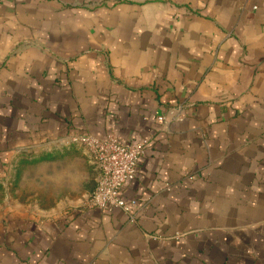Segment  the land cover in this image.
<instances>
[{"label":"crops","instance_id":"0c3cea01","mask_svg":"<svg viewBox=\"0 0 264 264\" xmlns=\"http://www.w3.org/2000/svg\"><path fill=\"white\" fill-rule=\"evenodd\" d=\"M0 192V264H264V0H0Z\"/></svg>","mask_w":264,"mask_h":264},{"label":"built area","instance_id":"2783aa9c","mask_svg":"<svg viewBox=\"0 0 264 264\" xmlns=\"http://www.w3.org/2000/svg\"><path fill=\"white\" fill-rule=\"evenodd\" d=\"M160 120H164L161 116ZM90 153L98 172L96 186L88 197L86 205L103 211H123L130 221L137 219L139 203L127 199L122 191L124 186L135 180L138 168L150 141L122 143L114 134L102 139L93 135L76 138Z\"/></svg>","mask_w":264,"mask_h":264},{"label":"rangeland","instance_id":"374dc122","mask_svg":"<svg viewBox=\"0 0 264 264\" xmlns=\"http://www.w3.org/2000/svg\"><path fill=\"white\" fill-rule=\"evenodd\" d=\"M0 200H2V198H3V192H0Z\"/></svg>","mask_w":264,"mask_h":264}]
</instances>
